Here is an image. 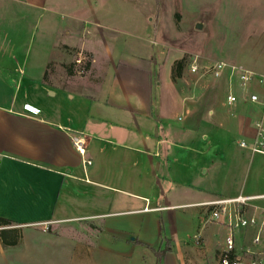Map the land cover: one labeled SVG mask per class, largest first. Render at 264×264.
Here are the masks:
<instances>
[{"label": "crops", "instance_id": "0c3cea01", "mask_svg": "<svg viewBox=\"0 0 264 264\" xmlns=\"http://www.w3.org/2000/svg\"><path fill=\"white\" fill-rule=\"evenodd\" d=\"M21 1L66 11L69 37L60 46L85 53L89 67L62 85L29 77L23 93L21 76L16 81L17 74H0V217L11 221L9 227L0 224V232L23 228V240H32L42 234L39 227L77 233L73 223L84 221L81 232L90 233L95 227L88 219L104 215L106 232L128 234V245L135 241L149 249L156 263L165 241L170 249L161 264H218L226 232L208 221L200 204L264 194V160L256 158L263 154L240 146L253 143L262 107L242 97L228 106V73L173 78V68L192 54L203 63L222 61L264 75V0H164V10L162 0ZM144 1L153 8H142ZM36 81L53 95L52 88L70 93L73 104L62 99L52 108L40 97L28 98ZM253 90L264 97V87ZM25 104L39 113H28ZM198 173L210 178L192 188L197 195L184 191ZM94 186L112 193L102 200L112 211H85ZM83 193L84 205L78 203ZM187 207L198 209L189 218L177 216L176 209ZM164 210L173 225L165 240L158 227L160 241L153 246L141 235V213ZM178 218L181 227L174 226ZM252 234L241 231L239 248L251 244ZM16 247L0 236V264H17ZM241 264H250L248 254Z\"/></svg>", "mask_w": 264, "mask_h": 264}, {"label": "rangeland", "instance_id": "374dc122", "mask_svg": "<svg viewBox=\"0 0 264 264\" xmlns=\"http://www.w3.org/2000/svg\"><path fill=\"white\" fill-rule=\"evenodd\" d=\"M164 2L166 1L162 0L160 3L162 10L166 8ZM124 6L126 9H132L131 4L125 3ZM142 8L151 9L153 7L147 5V2L144 1ZM54 9L52 6L40 9L29 8L21 0H0V74H17V78L15 77L16 81L21 76L22 93L24 86L28 84L29 77L50 84L62 85L67 81L68 75L85 74L88 70L89 58L85 53L78 54L76 48L60 46L69 37L65 34L68 29L66 23L69 19V14L66 11ZM86 29L89 33L94 30L93 26H88ZM98 32L101 35V32ZM78 33L80 36L82 33L81 28L78 29ZM58 45L59 47H56ZM149 46L156 51L163 50V47L159 45L150 44ZM60 51L61 55L59 54ZM182 58L177 61H182ZM177 61H175V66H177ZM181 65L182 74L190 73L185 63H181ZM60 75L62 79H59ZM1 80L0 91L2 88ZM198 80L199 78H195L191 80V83L196 85ZM187 81L189 82L190 80ZM39 82L36 81L35 84L30 85L28 98L40 97L43 99L45 106H51L52 108L54 105L60 104L62 99L68 105L72 103L70 93L61 95L52 88V93H55L53 95L49 91H42L38 88L40 87ZM258 157L264 160V155H256V158ZM251 162H253V159H251ZM205 177L208 179L210 175L204 176L198 173L193 184L186 187L184 191H190L192 194L197 195L198 192L194 193L192 188L201 185L206 180ZM252 179L253 175L251 173L250 180ZM211 180L215 181V178L211 176ZM171 187L176 191V186ZM165 192L167 198H169L168 191L166 190ZM143 193L145 192L143 191ZM92 195H94L92 202L88 204V210L85 211L103 214L109 209L113 210L107 203H102L105 196L111 199L113 197L112 193L106 192L101 187L94 186ZM85 200L86 195L83 193L79 197L78 203L84 205ZM189 200L187 198V200L184 199L182 201ZM193 200H196V198ZM144 205L145 201H141V206L143 207ZM197 209L194 207L179 208L175 212L177 216L189 218L191 213H194ZM73 213L78 214L79 212L75 210ZM126 219L128 220V217ZM107 220V216L104 215L89 218L87 224L95 227V231L90 233L81 232L82 226H85L84 221H82V223H73L77 233H71L70 231L50 233L52 230L49 228L39 227L38 230L42 234L36 232L35 238L32 240L27 239V237L23 240V228H18L14 233H10L8 237L9 239L14 238L18 244L14 251V253L19 255L17 264H133L135 262L137 264H161L158 261L157 263L155 262L156 258L153 255L151 256L149 249L144 246L134 245L135 241L131 240V244L128 245V238H132L128 237V234L124 236L117 232H106ZM176 223L181 227V218L174 222V226ZM141 225V235L148 237L146 240L155 246L160 241L158 240V232H160L158 227H161V237L165 240L166 234L171 229L169 226L172 227L173 223L168 211L164 210L158 213L142 212ZM240 235L241 231L237 233V237H240ZM165 246L164 241L163 248Z\"/></svg>", "mask_w": 264, "mask_h": 264}, {"label": "built area", "instance_id": "2783aa9c", "mask_svg": "<svg viewBox=\"0 0 264 264\" xmlns=\"http://www.w3.org/2000/svg\"><path fill=\"white\" fill-rule=\"evenodd\" d=\"M182 59L191 74L221 78L228 73L226 74L228 76L226 96L228 106H233L242 97L262 107L260 117L255 122L256 132L253 143L249 145L242 141L240 146L250 148L253 153L264 155V97L253 90L255 86L264 87V75L256 74L243 66L222 61L203 63L197 55L192 54H186ZM234 87L238 88L240 94L234 90ZM24 110L30 114L39 113L37 108H32L28 104L24 105ZM78 143L75 142L77 148L84 153V149H81ZM84 163L91 162L85 160ZM200 205L207 209L208 221L219 224L220 228L226 232L224 245L218 256V264H241L242 254L250 256V264H264V194L250 196L240 194L232 198H217ZM242 230H251L253 236L250 245L239 248L237 233Z\"/></svg>", "mask_w": 264, "mask_h": 264}, {"label": "trees", "instance_id": "16d2710c", "mask_svg": "<svg viewBox=\"0 0 264 264\" xmlns=\"http://www.w3.org/2000/svg\"><path fill=\"white\" fill-rule=\"evenodd\" d=\"M181 63H183L182 61H177L176 64L177 66L174 65V68H173V78H176V77H180L181 74H182V65ZM0 224L3 225V226H8L11 224V221L8 220V219H5V218H1L0 217ZM16 230L15 229H2L1 232H0V236H1V239L3 241V244H10V245H15L16 244V241L14 238L12 239H9V234L10 233H14ZM9 233V234H8ZM9 239V241L7 240ZM170 249V246L169 245H166L164 249L162 250H158L156 251V254H157V258H158V262L160 263V260L162 259V256L164 255V253L166 251H168Z\"/></svg>", "mask_w": 264, "mask_h": 264}]
</instances>
